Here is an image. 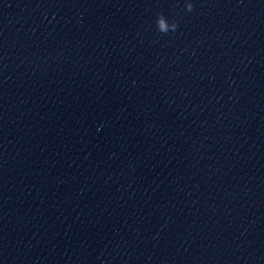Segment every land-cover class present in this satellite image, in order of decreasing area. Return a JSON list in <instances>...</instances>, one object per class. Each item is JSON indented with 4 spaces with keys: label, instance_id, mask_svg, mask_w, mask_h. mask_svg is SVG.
Returning <instances> with one entry per match:
<instances>
[{
    "label": "clouds",
    "instance_id": "obj_1",
    "mask_svg": "<svg viewBox=\"0 0 264 264\" xmlns=\"http://www.w3.org/2000/svg\"><path fill=\"white\" fill-rule=\"evenodd\" d=\"M185 10L188 12H193L194 5L191 2H187L185 4ZM156 26L157 30L160 33L167 34L170 30L172 32H175L178 28V23L176 21H172L170 23L162 13H158L156 19Z\"/></svg>",
    "mask_w": 264,
    "mask_h": 264
}]
</instances>
